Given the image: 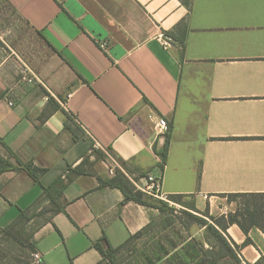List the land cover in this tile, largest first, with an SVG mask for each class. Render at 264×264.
Returning <instances> with one entry per match:
<instances>
[{
  "label": "crops",
  "instance_id": "obj_1",
  "mask_svg": "<svg viewBox=\"0 0 264 264\" xmlns=\"http://www.w3.org/2000/svg\"><path fill=\"white\" fill-rule=\"evenodd\" d=\"M161 117L172 125L164 167ZM95 142L132 174L162 175L163 191L203 217L228 215L221 196L264 193V0H0V153L46 169L41 183L0 174V226L91 163L64 189L65 210L34 231L44 264H98L96 241L120 247L160 218L101 184L114 176ZM224 234L242 264L264 255L259 227ZM204 239L160 244L159 262L206 264Z\"/></svg>",
  "mask_w": 264,
  "mask_h": 264
},
{
  "label": "trees",
  "instance_id": "obj_2",
  "mask_svg": "<svg viewBox=\"0 0 264 264\" xmlns=\"http://www.w3.org/2000/svg\"><path fill=\"white\" fill-rule=\"evenodd\" d=\"M182 2L188 6L192 4V0H182ZM70 119H72L71 116ZM171 130H172V125L170 124V130L166 133L167 136L166 141L161 151L159 152L162 155V162H161L162 167H164V164L168 157L169 145L171 140ZM9 151L11 154L10 157H5L0 153V174L6 171H26L36 182L41 183L40 180L41 176L46 171V169L37 166L32 161L24 162L20 158L16 157L12 150ZM11 157H16V162H14ZM87 166H91V163L88 161L87 158L84 159L83 162L76 167L69 166L68 173L65 178L63 177L58 178L50 186H43V193L34 203V205H32L30 208L26 210H22L19 216L7 227L11 228L12 226L21 222H25V223L30 222L34 219L35 216L42 215L47 212L53 215L54 213L64 211L65 208L61 203V197L63 196L64 189L66 188L68 183L72 181L77 175L91 172L90 170H88V168H86ZM101 184L103 186L120 188L125 195L123 203L129 201H135L145 206L157 207L163 211L166 210L162 206H157L153 204V202H151V200L149 199L151 195L141 190H138L134 186V184L125 175L121 173L116 174L113 178H111L108 181L101 180ZM228 196L234 197L235 200L241 198L242 201L239 203L240 205L237 207L235 211L228 213L227 216L225 215L221 216L215 224L209 222V220H207L205 217L195 216L197 221L200 224H202V226H206V228L210 232H212V234L216 237L219 243L218 246L214 245L215 248L218 247L219 250L218 249L214 250L213 255L211 254V252H209V249L205 250L206 264H214L220 259L223 260L233 259L235 262L242 264L238 256V249L240 248V246L237 243L233 242L228 236L224 234L227 230L228 225L237 223L246 233H248L249 230L254 226H257L262 231H264V193H233V194H229ZM183 197L184 196L180 194L169 195V198L171 200L181 204L186 203ZM43 201H46L51 204L50 209L46 210L45 213L40 212L32 215L31 211L33 210V208L37 206L38 203ZM163 203L166 208L170 206L167 202H163ZM189 206L192 210L197 211L195 205L191 204ZM207 214L209 215V212L203 213V215H207ZM51 215L47 217L46 220L41 221L40 224L49 220ZM149 227L150 226L132 235L130 239L120 247H113L105 238L96 241L94 243V246L100 249V251L103 254V259L98 264H102L104 262H108L109 264H117V257L119 253L122 251V249L125 248L136 238H139L146 230L149 229ZM34 231L29 238L32 240L31 245L33 252L36 251V244L33 240ZM193 241L196 243L199 242L198 240H193ZM249 241L250 239L248 238L247 242ZM256 264H264V255L260 258V260Z\"/></svg>",
  "mask_w": 264,
  "mask_h": 264
},
{
  "label": "rangeland",
  "instance_id": "obj_3",
  "mask_svg": "<svg viewBox=\"0 0 264 264\" xmlns=\"http://www.w3.org/2000/svg\"><path fill=\"white\" fill-rule=\"evenodd\" d=\"M149 199L153 204L162 206L166 210L163 211L158 208L160 212L159 220L154 222L148 233L142 234L139 238L133 240L126 250L118 255L117 264L171 263L166 261L159 262L164 254V251L160 253V244H169L171 246L172 244H182L189 235L195 234L197 237L200 236L202 241L205 238L204 240L207 242L209 252L212 255L214 250L218 249V247L215 248L219 244L216 237L195 218V216H203L192 212L189 205L193 204V201H188L184 204H174L153 196H150ZM219 199L225 204H221V207H223V210H228V213L233 212L232 210L235 211L242 201L241 198L235 200L231 196H221ZM163 202H167L170 206L166 208ZM50 207V203L46 201L40 202L33 208L31 214L45 213ZM50 215L51 213L49 212L37 215L32 221L17 223L11 228L0 226V264H34L32 240L29 238L40 225V222L46 220ZM204 216L212 224H215L221 217L220 213ZM201 228H203L202 231H199ZM180 261L181 259H178L177 263ZM102 264L109 263L104 262Z\"/></svg>",
  "mask_w": 264,
  "mask_h": 264
},
{
  "label": "built area",
  "instance_id": "obj_4",
  "mask_svg": "<svg viewBox=\"0 0 264 264\" xmlns=\"http://www.w3.org/2000/svg\"><path fill=\"white\" fill-rule=\"evenodd\" d=\"M163 42L165 46L171 45V38L168 36H165L162 34ZM106 44L103 43L102 46H105ZM28 74L24 75V79L31 82L33 81V74L32 71L27 69ZM158 127V133L159 135L166 134L170 130V124L168 120L164 117H161L157 124ZM95 149H103L98 142H95L94 145ZM105 153L107 154L109 161H110V173L115 176L118 173H121L125 175L138 189L141 190L151 196H154L156 198H159L161 200L168 201L169 203H175L173 200L169 198V195L163 191L162 188V181L163 177L162 175H155L153 173H148L147 175H139V174H132L130 173L123 164L113 156L111 153L103 149ZM145 180V181H144ZM207 197V196H205ZM33 262L34 264H44L43 258L40 252H33L32 253ZM244 264H247L244 262Z\"/></svg>",
  "mask_w": 264,
  "mask_h": 264
},
{
  "label": "water",
  "instance_id": "obj_5",
  "mask_svg": "<svg viewBox=\"0 0 264 264\" xmlns=\"http://www.w3.org/2000/svg\"><path fill=\"white\" fill-rule=\"evenodd\" d=\"M166 138H167L166 134H162L160 136V139H159V148H162L164 146V143L166 141Z\"/></svg>",
  "mask_w": 264,
  "mask_h": 264
}]
</instances>
